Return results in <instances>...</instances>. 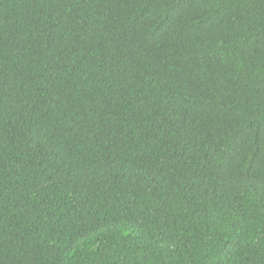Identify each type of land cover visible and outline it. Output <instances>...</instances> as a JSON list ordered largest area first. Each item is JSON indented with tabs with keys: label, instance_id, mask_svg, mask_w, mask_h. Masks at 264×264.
I'll use <instances>...</instances> for the list:
<instances>
[{
	"label": "trees",
	"instance_id": "1",
	"mask_svg": "<svg viewBox=\"0 0 264 264\" xmlns=\"http://www.w3.org/2000/svg\"><path fill=\"white\" fill-rule=\"evenodd\" d=\"M0 264H264V0H0Z\"/></svg>",
	"mask_w": 264,
	"mask_h": 264
}]
</instances>
